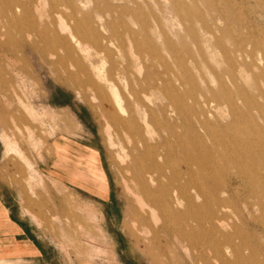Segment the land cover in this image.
<instances>
[{"label": "rangeland", "instance_id": "1", "mask_svg": "<svg viewBox=\"0 0 264 264\" xmlns=\"http://www.w3.org/2000/svg\"><path fill=\"white\" fill-rule=\"evenodd\" d=\"M2 1L18 7L0 29V188L32 220L46 261L264 264V0ZM108 79L143 163L148 151L164 156L151 188L175 185L188 218L198 180L197 238L160 208L141 212L125 188L131 144L104 113L119 114ZM73 125L99 151L104 201L38 170L49 139Z\"/></svg>", "mask_w": 264, "mask_h": 264}, {"label": "crops", "instance_id": "2", "mask_svg": "<svg viewBox=\"0 0 264 264\" xmlns=\"http://www.w3.org/2000/svg\"><path fill=\"white\" fill-rule=\"evenodd\" d=\"M80 127H68L49 139L50 155L38 170L65 188L106 200L109 187L98 149ZM2 191V192H1ZM0 188V264H49V252L38 245L33 222L13 214Z\"/></svg>", "mask_w": 264, "mask_h": 264}, {"label": "bare ground", "instance_id": "3", "mask_svg": "<svg viewBox=\"0 0 264 264\" xmlns=\"http://www.w3.org/2000/svg\"><path fill=\"white\" fill-rule=\"evenodd\" d=\"M48 4V3H47ZM44 5V4H43ZM18 7L17 3H10L9 1L6 2H1L0 0V17H1V22H0V29H5L6 28V22H7V16L8 15H13L14 14V9H16ZM8 14V15H7ZM7 15V16H6ZM62 26V25H61ZM1 35V33H0ZM19 40V39H18ZM21 40V39H20ZM19 40V41H20ZM59 40L61 41V44H64L65 47H68V44H66V40L64 37H59ZM73 45L86 53V51L84 49L81 48L80 43L74 39V37L71 35L70 39H69ZM122 40V39H121ZM21 44V43H20ZM45 49V48H44ZM111 49V48H110ZM139 50V49H138ZM5 52V50H4ZM10 53V52H9ZM17 53V52H16ZM56 53V52H55ZM14 55V54H13ZM18 55V53H17ZM74 57V56H73ZM61 58V57H60ZM63 59V58H62ZM17 59H15L14 61H10L12 66H15L18 61H16ZM79 68V67H78ZM100 69V68H99ZM80 70V69H79ZM77 70V71H79ZM103 75V74H102ZM138 82V81H137ZM106 83L108 85V89L109 91L115 96V103L117 106V109L119 111V114H110L107 113V111H105L104 113H106L109 118V120L112 122L113 126L115 127L116 130L119 131H123V133H125V137L127 138L126 141H128L131 145L130 148L128 150V152H126L127 154H125L123 152L122 156L120 157L121 161H125V171L127 173H129L128 175V181L124 182V186L125 188L129 191L130 195L132 196L136 206L138 207L139 210H141V212H143L146 209H154V208H160L163 211H165V215L167 220L171 223V224H175L177 220L182 219V223L184 225L185 228L188 229V233L186 235V239L187 240H192L194 238H197L199 235V227H200V222L203 221L200 218V212H201V205L200 202L198 201L199 196H200V188H199V183L198 180L196 178H194L192 180V182L190 183L191 185V189H192V194L193 197L190 198L189 203L187 205V209L189 210V216L188 218L185 217V209L184 208V204L183 202L187 200L186 196L183 195V193H181L178 188L173 185V184H169L171 187L169 189L166 190H160L161 192L156 193L154 190V188H151V185H149V183H152L156 180L157 175H159V168H158V160H162L164 159V156L161 153L158 152H154L152 151H148L147 152V159L149 160V166H146L143 163V159L141 156H139L138 154V147H136V142H135V136H137V134L135 136H131L129 134L130 131V124H129V120L128 118H123L120 114L124 115L126 114V109L124 108V106L122 105V101L121 98L116 95V86L113 82L112 79H108L106 80ZM136 83V82H135ZM82 85H94L93 82L86 80L85 82H82ZM129 84L126 83L127 86V93L133 97V98H137L136 95L134 94V92L132 91L131 87L128 86ZM93 89V88H92ZM98 95L102 98L103 100V104L108 103V101L103 97V94L101 91L98 92ZM215 99V98H214ZM134 101V99H133ZM136 101H134L135 103ZM138 105V104H137ZM159 106V105H158ZM146 111V109H145ZM183 111V110H182ZM144 112V111H143ZM185 112V111H184ZM189 114V113H188ZM145 115V114H144ZM164 115V114H163ZM166 115V113H165ZM142 118V117H141ZM145 119V118H144ZM142 120V119H141ZM166 120V119H165ZM162 121V120H161ZM164 122V121H162ZM145 123V120H144ZM147 127V126H146ZM155 132V131H154ZM130 135V136H129ZM109 136V135H107ZM142 137V136H141ZM141 137H137L140 138L139 141L143 142V139ZM162 139V137L160 136L159 133L155 132V133H150L149 134V140L153 141V143H155V146L159 145V141ZM174 143V142H173ZM141 145V144H140ZM144 145L142 144V147ZM121 149V146H120ZM123 151V150H122ZM178 163H180V160L178 161ZM181 173V174H180ZM195 173V172H194ZM177 174H179L180 176L182 175V172H178ZM196 174V173H195ZM158 179V178H157ZM159 180V179H158ZM175 180V178H174ZM173 180V181H174ZM162 181V180H159ZM164 182V181H163ZM172 182V181H171ZM217 199V198H215ZM219 203V202H218ZM221 203V202H220ZM215 205V203H214ZM219 205H217L218 207ZM215 207V206H214ZM182 208V209H181ZM213 209V208H212ZM211 209V210H212ZM154 212V211H153ZM213 211H211L210 214H212ZM218 212V211H217ZM221 213V210L219 211ZM215 214V213H214ZM211 215L210 217L214 216ZM217 215V213H216ZM215 215V216H216ZM219 215V214H218ZM165 217V216H164ZM185 218H187L185 220ZM215 218V217H214ZM220 218V217H219ZM216 219V218H215ZM221 219H223L221 217ZM213 220V219H212ZM216 222V221H214ZM182 225V226H183ZM225 226V225H224ZM217 228V226H214ZM181 228V227H180ZM226 228V227H225ZM217 230V229H216ZM223 230V228H222ZM220 231V230H219ZM183 232V231H182ZM216 232V231H215ZM201 234V233H200ZM231 236H233L232 234H230ZM229 235V237H230ZM234 237H236V235H234ZM237 238V237H236ZM232 239V238H231ZM225 240V239H224ZM186 242V241H185ZM225 242V241H224ZM220 243V242H219ZM232 243V242H231ZM230 243V244H231ZM158 244V243H157ZM222 244V243H221ZM217 245V244H216ZM234 245V243H233ZM235 246V245H234ZM242 246V245H241ZM218 247V246H217ZM156 248V247H155ZM216 248V247H215ZM222 248V247H221ZM230 248V247H229ZM243 248V247H241ZM240 248V250H241ZM220 249V248H219ZM234 249V247H233ZM216 250V249H215ZM245 250V248H244ZM226 251V250H225ZM234 251V250H233ZM223 252V250H222ZM228 252V251H227ZM232 252V251H230ZM235 252V251H234ZM240 252V251H239ZM218 253V252H217ZM238 253V252H237ZM220 254V253H219ZM217 254V255H219ZM242 254V253H241ZM226 255V254H225ZM233 255V254H232ZM237 255V254H236ZM239 255V254H238ZM243 255V254H242ZM241 255V256H242ZM246 256V255H245ZM215 257V256H214ZM218 257V256H217ZM232 257V256H231ZM241 258V257H240ZM240 258L238 261H240ZM216 259V258H215ZM214 259V260H215ZM228 259V258H227ZM218 262V260H216ZM220 261V260H219ZM230 261H233L230 259ZM241 261H243L241 259ZM224 264L226 263L225 261H223ZM237 262V261H236ZM220 263V262H219ZM218 263V264H219ZM230 263V262H229ZM248 264V262H247Z\"/></svg>", "mask_w": 264, "mask_h": 264}]
</instances>
